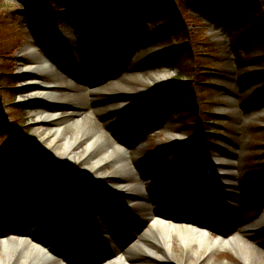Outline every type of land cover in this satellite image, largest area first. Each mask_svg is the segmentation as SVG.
Wrapping results in <instances>:
<instances>
[{
    "label": "rangeland",
    "instance_id": "374dc122",
    "mask_svg": "<svg viewBox=\"0 0 264 264\" xmlns=\"http://www.w3.org/2000/svg\"><path fill=\"white\" fill-rule=\"evenodd\" d=\"M80 1L83 5L76 8L68 1L43 0L47 11V28H43L46 37L36 40L29 29L34 0H0V120L6 123L0 127V161L5 163L3 152L17 141L62 171V177L52 185L50 180L38 177L39 171L33 174L31 169L23 170L20 160L11 166L5 163L10 177L0 173V192L4 191L3 201L5 207H10L11 214L7 216L9 223L2 222L6 218L0 220V232L20 230L14 226L16 219L33 223L46 216L38 213L31 217L25 213L19 218L14 207L16 198L27 205L30 201L47 204L55 197L51 208H55L52 206L56 202L58 206L62 202L63 207L53 209L52 216L61 213L79 228L78 236L67 243L68 247L79 244L85 234H90L87 229L82 230L72 214L75 201L71 195V180L78 183L76 199L84 205L86 215L88 209L96 210L97 201H91L96 195L89 194L94 190L88 184L100 188L101 184L86 170L87 162L68 163L41 139L32 116L37 113L33 106L42 103L26 98L35 89L28 81L27 68L45 59L55 68L52 76L43 75L40 81L55 82L59 79L55 77L59 69L77 71L83 77H91L93 73L91 79L96 87L90 89V93L97 89L94 96L88 97L86 86L73 83L83 88L80 94L83 101L94 99L102 106L129 105L122 119L114 121L115 112L106 113L104 118L113 122V134L133 146L139 175L150 172L156 175L151 185L153 191L181 198L180 204H176L181 207L182 202L187 201L190 216L218 229L222 227L221 219L227 220L229 228L234 230L239 217L247 220L254 211L261 214L264 210V0H252L248 8L240 11L220 10L216 4H228L225 0H146L151 2L149 5L142 4L141 0H110L98 21L92 16L96 8L88 5L94 0ZM125 15L129 19L123 28ZM105 28L112 38L102 54L118 49L121 55L113 56L110 62L107 55L99 58L95 70L87 68L86 63L81 66L76 54L84 61L93 60V50L102 46L99 35ZM136 35H139L138 40ZM137 41H143L151 49L138 63L152 64L154 70H166L165 84L151 93L156 86L154 83L131 79L126 89L113 88L117 91L114 94L98 91L111 80L125 77L126 69L120 61L128 45ZM127 61L129 63V59ZM107 74L114 79L108 80ZM170 89L174 94L172 102L162 109L154 101ZM89 115L90 123H96L91 112ZM103 132L104 136L108 135ZM172 135L181 136L183 142L173 141ZM215 157L237 164L233 179L236 189L229 190L231 201L222 199L231 204L230 211L224 210V214L215 203L217 189L206 172L210 169L212 175H219ZM126 176L130 186L136 188L141 184L134 174ZM256 179L262 182L256 183ZM97 187L95 191L100 192ZM137 189L131 192L133 196H139ZM113 202L129 214L135 223L134 229H140L144 213L136 208L126 209L122 205L124 200ZM218 202L221 203L220 199ZM95 216L102 223L99 215ZM257 224L264 229V222ZM129 229L132 230V226ZM231 233L226 230L224 235L232 237ZM257 237L264 244V234L259 232ZM172 250L176 257L170 261L156 262L157 258H148L147 264H182L183 248L175 243ZM214 260L244 264L228 248L215 251Z\"/></svg>",
    "mask_w": 264,
    "mask_h": 264
},
{
    "label": "bare ground",
    "instance_id": "6f19581e",
    "mask_svg": "<svg viewBox=\"0 0 264 264\" xmlns=\"http://www.w3.org/2000/svg\"><path fill=\"white\" fill-rule=\"evenodd\" d=\"M136 36L138 40L139 35ZM111 38L112 36L106 28L100 33L99 40L102 46L97 50H93V60L87 59V61H84V59H81L82 56L75 52L81 66H85L86 63L88 64L87 68L91 67L95 70V63L100 61L99 58L107 55L110 62L113 56L119 57L121 51L118 49L102 54ZM73 40L76 39L73 38ZM150 50L143 41L129 44L123 60L120 61L122 67L126 69L125 77L111 80L98 91H105L106 95L114 94L117 91L112 90L113 88L123 87L126 89V84L132 79L154 83L156 86H153L151 93L157 92L165 84L168 72L166 70L151 69L152 64L138 63V60L149 53ZM128 59L129 63H127ZM53 69L54 66L48 60L37 64V66L27 68V72L30 73L33 80L30 84L35 89L26 98L50 103L47 111L40 110L32 116L37 133H39L42 140L47 142L49 147L55 148L65 158L66 162H87L86 170L94 174L96 180L101 184V188H99L107 194L106 196L111 202L124 200L125 202L122 205L126 209L136 208L144 213L140 220L139 232L134 234L132 242L129 245L118 247V252L112 258H106L100 264H146L148 258H157L156 262L170 261L172 257H176L172 250L175 243L183 248L182 264H228L227 262H216L214 260L215 251L226 248L232 249L236 256L243 260L244 264H264V252L259 248L263 246V243L256 238V234L262 231L257 227V223L264 222V210H261V214L254 211L251 218L247 216V220L239 217V224L234 228L231 238H226V236L212 238L210 233L194 229L189 223L199 222V219L190 216L188 208L183 209L184 214H176L174 216L175 221L171 219L173 216L165 214L163 211H152L150 205L154 201V199H151L153 196L148 199L141 193V201H139L137 196H133L131 193L136 191V188L130 186V179L126 176L128 172L135 173L137 153H131L132 145L121 138L122 146H116L113 142L110 145L108 143L111 140L110 137L104 136L103 132L113 133L114 131L113 122L106 121L104 115L115 112L112 114L114 121L120 120L129 110V105L119 103L102 106L101 102L94 99L83 101L80 95L83 88L81 89L80 86L73 85V83L76 81L86 86V90L89 91L87 93L88 97L94 96L97 89L90 93V89L96 87L93 86L95 83L91 79L93 73L91 77H83L77 71L70 72L68 69L69 72H67L59 69V73L55 76L59 79L55 82L40 81L43 75L52 76ZM76 69L81 71L79 67ZM108 75V80L114 79V76ZM76 100L81 103L76 102ZM90 112L95 118L96 123L94 124L90 123ZM240 113L241 111H238L237 114L240 115ZM171 138L173 141L183 142L182 137L179 135H172ZM214 161L220 171V174L215 178V185L219 187L217 188V199L222 200L225 197L226 202H230L229 197L232 192L229 190L236 189L233 179L237 174V164L225 163L223 157H215ZM147 186H150L148 180H145L144 183L141 182L142 192H147ZM148 191H150V188ZM221 208L224 214V203H221ZM87 211L90 215L95 214L92 210L88 209ZM90 223L93 232L104 231L103 225L97 219ZM19 224L24 225L23 221H20ZM9 231L6 234L0 232V264H48L47 258L59 264L56 259L48 254L44 247L28 237V231L16 229ZM255 232L257 233L255 234ZM10 234H14V236L10 237Z\"/></svg>",
    "mask_w": 264,
    "mask_h": 264
},
{
    "label": "trees",
    "instance_id": "16d2710c",
    "mask_svg": "<svg viewBox=\"0 0 264 264\" xmlns=\"http://www.w3.org/2000/svg\"><path fill=\"white\" fill-rule=\"evenodd\" d=\"M69 1L73 4H81L80 0H60V2ZM228 1V4H220L217 3L216 6L220 8V10L227 11V10H235L240 11L242 8L246 9L248 8V5L252 3V0H225ZM110 0H98V2L95 4V6H98L95 13L92 15L96 18H101L102 14H104V11L107 9V5H110ZM148 2V1H147ZM146 4V3H145ZM222 5V6H221ZM27 7L30 8V5ZM45 5L43 3V0H34V6L31 12L32 19L30 20L31 24L29 25V29L31 30V33L36 38H45L46 37V31L43 28H47L46 24V17L47 11L45 10ZM168 95L165 94L163 96V99L167 98ZM6 126V123L4 120H0V127ZM16 141L13 142L7 151L3 152L2 154L4 161L9 163L11 165L16 160L21 161V165L25 169H32V173H36L37 170L39 172V177L44 179L45 175L48 174V172H57L59 173V170L54 168L52 165L48 164L47 162L41 160L39 155L32 152L31 149L24 148L22 146H17Z\"/></svg>",
    "mask_w": 264,
    "mask_h": 264
}]
</instances>
